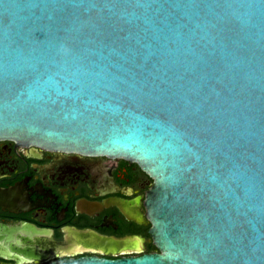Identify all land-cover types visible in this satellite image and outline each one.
<instances>
[{
    "label": "water",
    "instance_id": "1",
    "mask_svg": "<svg viewBox=\"0 0 264 264\" xmlns=\"http://www.w3.org/2000/svg\"><path fill=\"white\" fill-rule=\"evenodd\" d=\"M0 140L153 179L156 251L48 264H264V0H0Z\"/></svg>",
    "mask_w": 264,
    "mask_h": 264
},
{
    "label": "flooded vegetation",
    "instance_id": "2",
    "mask_svg": "<svg viewBox=\"0 0 264 264\" xmlns=\"http://www.w3.org/2000/svg\"><path fill=\"white\" fill-rule=\"evenodd\" d=\"M153 183L121 157L0 140V264L156 251L145 205Z\"/></svg>",
    "mask_w": 264,
    "mask_h": 264
}]
</instances>
